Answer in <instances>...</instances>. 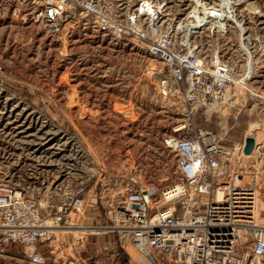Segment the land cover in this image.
Returning a JSON list of instances; mask_svg holds the SVG:
<instances>
[{
	"label": "built area",
	"instance_id": "2783aa9c",
	"mask_svg": "<svg viewBox=\"0 0 264 264\" xmlns=\"http://www.w3.org/2000/svg\"><path fill=\"white\" fill-rule=\"evenodd\" d=\"M244 2L193 0L177 8L171 0H0L9 14L22 13L53 34L65 33L78 8L102 36L134 39L148 60L143 75L177 115L162 138L173 169L158 185L125 166L113 174L102 165L107 155L98 159L74 134L57 137L51 92L36 95L0 77V257L91 264L75 244L95 238L101 242L93 264H264L256 204L263 142L253 134L246 154V135L228 143L193 120L202 107L263 97L248 85L258 67L251 41L260 32L250 22L255 8L240 12ZM202 33L233 36L231 52L241 60L227 47L205 46ZM111 158L129 159L126 151ZM9 245L21 253H8Z\"/></svg>",
	"mask_w": 264,
	"mask_h": 264
},
{
	"label": "rangeland",
	"instance_id": "374dc122",
	"mask_svg": "<svg viewBox=\"0 0 264 264\" xmlns=\"http://www.w3.org/2000/svg\"><path fill=\"white\" fill-rule=\"evenodd\" d=\"M171 2L177 8H189L193 0ZM249 6L258 12L250 22L260 33L255 43L251 41L258 67L248 85L263 90V97L255 100L242 94L235 104L224 106L219 102L211 110L202 107L193 120L228 143L248 134H255L263 142L259 149L262 155L257 153L256 158L263 160L256 168L260 173L256 182L259 213L264 220V0H245L240 12L245 15ZM88 24L80 10L73 9L65 33L53 34L22 13L11 15L0 6V77L8 78L9 87L34 90L36 95L51 92L50 117L57 137L69 132L97 152L98 159L107 155L102 165L113 174L123 172L125 166L132 175L140 173L145 181L162 185L174 160L171 152L162 149V138L177 115L169 104L159 100L152 79L143 75L148 60L138 43L130 37L102 36ZM231 38L204 33L200 37L205 46L227 47L238 61L240 57L231 52ZM125 151L129 157L126 164L112 160L111 155L124 156ZM10 172L17 170L10 168ZM100 242L95 238L76 242V251L93 264L100 253ZM5 248L8 253H21L18 246ZM16 260L1 256L0 264H18Z\"/></svg>",
	"mask_w": 264,
	"mask_h": 264
},
{
	"label": "water",
	"instance_id": "95a60500",
	"mask_svg": "<svg viewBox=\"0 0 264 264\" xmlns=\"http://www.w3.org/2000/svg\"><path fill=\"white\" fill-rule=\"evenodd\" d=\"M254 146V136L252 134H248L245 136V144H244V153L248 154L252 151Z\"/></svg>",
	"mask_w": 264,
	"mask_h": 264
},
{
	"label": "bare ground",
	"instance_id": "6f19581e",
	"mask_svg": "<svg viewBox=\"0 0 264 264\" xmlns=\"http://www.w3.org/2000/svg\"><path fill=\"white\" fill-rule=\"evenodd\" d=\"M256 204H257V210H259L258 200L257 199H256Z\"/></svg>",
	"mask_w": 264,
	"mask_h": 264
}]
</instances>
